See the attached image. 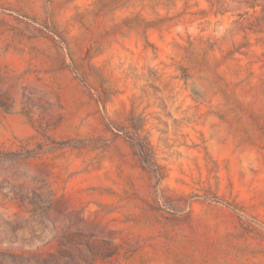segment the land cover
Returning <instances> with one entry per match:
<instances>
[{"label": "rangeland", "instance_id": "374dc122", "mask_svg": "<svg viewBox=\"0 0 264 264\" xmlns=\"http://www.w3.org/2000/svg\"><path fill=\"white\" fill-rule=\"evenodd\" d=\"M0 264H264V0H0Z\"/></svg>", "mask_w": 264, "mask_h": 264}]
</instances>
